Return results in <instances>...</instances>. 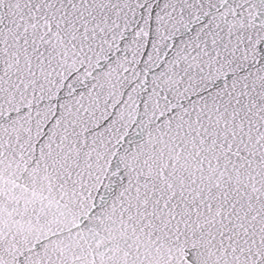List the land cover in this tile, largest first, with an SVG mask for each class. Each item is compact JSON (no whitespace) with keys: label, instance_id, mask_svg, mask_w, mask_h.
Returning a JSON list of instances; mask_svg holds the SVG:
<instances>
[{"label":"snow or ice","instance_id":"6c2138e0","mask_svg":"<svg viewBox=\"0 0 264 264\" xmlns=\"http://www.w3.org/2000/svg\"><path fill=\"white\" fill-rule=\"evenodd\" d=\"M0 264H264V0H0Z\"/></svg>","mask_w":264,"mask_h":264}]
</instances>
